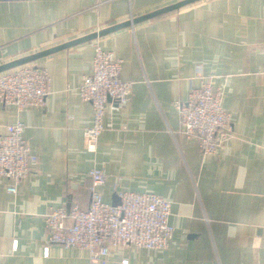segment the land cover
<instances>
[{"label":"crops","instance_id":"crops-1","mask_svg":"<svg viewBox=\"0 0 264 264\" xmlns=\"http://www.w3.org/2000/svg\"><path fill=\"white\" fill-rule=\"evenodd\" d=\"M183 1H0V66ZM263 36L264 0H200L28 63L47 70L50 95L44 108L20 113L0 105V137L21 122L38 158L15 195L0 178V264H89L85 250L51 245L44 258L42 249L46 213L87 208L93 168L107 177L98 189L104 203H117L121 192L171 203L166 250L128 249L109 264H264ZM95 43L122 61L132 94L123 107L108 105L90 153L92 107L77 90ZM207 80L224 91L232 137L203 156L181 133L174 104Z\"/></svg>","mask_w":264,"mask_h":264},{"label":"built area","instance_id":"built-area-1","mask_svg":"<svg viewBox=\"0 0 264 264\" xmlns=\"http://www.w3.org/2000/svg\"><path fill=\"white\" fill-rule=\"evenodd\" d=\"M135 20H127L129 27L135 25ZM93 51L91 73L82 78L77 90L79 99L92 107V124L84 130L86 150L90 153L96 151L104 130L108 105L123 107L132 94V82L120 78L122 61L104 51L99 43L93 44ZM261 53L264 74V36ZM50 84L47 70L30 64L2 72L0 105L17 113L44 108ZM223 98L224 91L207 80L199 88H192L185 102L174 104L181 133L196 143L203 156L216 154L232 137V116L223 108ZM24 132V124L17 121L7 126L0 137V178L9 182L6 191L12 195L16 194L20 181L38 164L37 156L24 139ZM88 175L91 185L86 209L69 204L50 210L44 216V258H48L51 245L85 250L89 264H109L113 255L128 249L164 251L168 248L173 239L168 200L154 194L121 192L117 195V203L107 204L98 191L106 183L104 171L93 168ZM17 246V240L12 241V250ZM121 264H128V260L122 259Z\"/></svg>","mask_w":264,"mask_h":264},{"label":"water","instance_id":"water-1","mask_svg":"<svg viewBox=\"0 0 264 264\" xmlns=\"http://www.w3.org/2000/svg\"><path fill=\"white\" fill-rule=\"evenodd\" d=\"M200 0H185L183 2H179L177 4H174L172 6H169L167 8H164L162 10H159V11H156V12H153L149 15H146L142 18H139L138 20H135V22H140V21H145V20H148V19H151V18H154V17H157V16H160L162 14H165V13H168L170 11H174V10H177L183 6H186V5H189V4H192V3H195V2H198ZM134 22V23H135ZM130 25V22H125L124 24H121V25H118V26H115L113 28H110L104 32H100V33H97V34H92V35H89V36H86L84 38H81V39H78L76 41H73V42H70L68 44H65L61 47H58V48H55V49H52V50H49V51H46V52H43L42 54H39V55H36V56H33V57H30V58H26V59H23V60H18V61H15V62H11L9 64H6V65H3V66H0V73L2 72H5V71H8L10 69H13L15 67H18V66H21V65H24V64H28L32 61H34L35 59H38L40 57H44V56H47L51 53H54L56 51H59V50H62V49H65V48H68V47H71V46H74V45H77V44H80V43H83V42H87V41H90V40H93L97 37H100L102 35H105V34H108L110 32H113L115 30H119L121 28H124V27H128ZM110 102V100H108Z\"/></svg>","mask_w":264,"mask_h":264},{"label":"rangeland","instance_id":"rangeland-1","mask_svg":"<svg viewBox=\"0 0 264 264\" xmlns=\"http://www.w3.org/2000/svg\"><path fill=\"white\" fill-rule=\"evenodd\" d=\"M31 65V64H30Z\"/></svg>","mask_w":264,"mask_h":264}]
</instances>
